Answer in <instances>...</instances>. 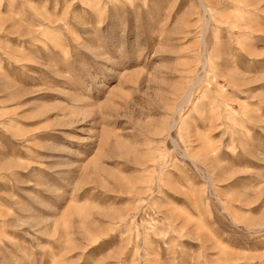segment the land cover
<instances>
[{
	"label": "rangeland",
	"instance_id": "374dc122",
	"mask_svg": "<svg viewBox=\"0 0 264 264\" xmlns=\"http://www.w3.org/2000/svg\"><path fill=\"white\" fill-rule=\"evenodd\" d=\"M0 264H264V0H0Z\"/></svg>",
	"mask_w": 264,
	"mask_h": 264
}]
</instances>
